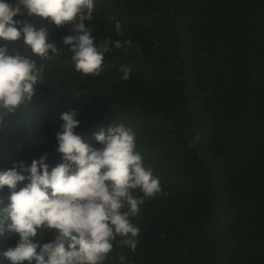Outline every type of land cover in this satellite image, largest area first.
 <instances>
[{
    "label": "trees",
    "instance_id": "obj_1",
    "mask_svg": "<svg viewBox=\"0 0 264 264\" xmlns=\"http://www.w3.org/2000/svg\"><path fill=\"white\" fill-rule=\"evenodd\" d=\"M94 6L85 23L97 44L131 41L104 54L98 76L75 70L62 43L72 25L14 17L47 26L49 42L63 50L49 60L33 57L45 65L44 84L0 126V171L21 161L30 166L45 153L50 170L61 163L54 147L63 111L78 112L75 131L96 148L97 132L122 124L135 133L161 193L131 217L140 228L135 251L114 242L105 264H121V255L129 264H264V0H94ZM4 46L9 55H32L22 39H0ZM4 195L7 186L0 200ZM54 235L44 233L40 242ZM0 264H8L2 255Z\"/></svg>",
    "mask_w": 264,
    "mask_h": 264
},
{
    "label": "clouds",
    "instance_id": "obj_2",
    "mask_svg": "<svg viewBox=\"0 0 264 264\" xmlns=\"http://www.w3.org/2000/svg\"><path fill=\"white\" fill-rule=\"evenodd\" d=\"M94 7V0H0V39H22L32 53L24 55L17 50L9 55L7 46L0 47V126L22 104L32 102L36 86L44 84L45 65L38 66L33 57L49 60L63 50L55 41L49 42L47 26L37 27L14 17L26 13L57 27L72 25V34L64 36L62 43L72 53L75 70L98 76L104 54L111 52L112 46L121 49L131 41L108 38L97 44L85 23L93 20ZM115 28L122 34L119 21ZM120 71L122 79H129L128 67ZM77 116L75 109L61 113L63 123L54 147L61 163L50 170L45 153L30 166L21 161L0 171V190L6 186L10 190V195L0 200V246L12 236L19 237L14 247L0 252L8 264H105L114 242L133 252L136 249L140 228L131 217L139 214L147 199L161 193L160 181L144 166L130 128L111 124L101 129L95 140L102 147L96 148L75 131L80 126ZM24 181L28 182L17 190ZM136 190L142 196H135ZM48 232L55 233L54 239L41 243ZM119 260L129 264L124 255Z\"/></svg>",
    "mask_w": 264,
    "mask_h": 264
}]
</instances>
